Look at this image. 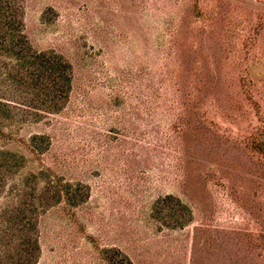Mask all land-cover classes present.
Returning a JSON list of instances; mask_svg holds the SVG:
<instances>
[{"label": "rangeland", "instance_id": "rangeland-1", "mask_svg": "<svg viewBox=\"0 0 264 264\" xmlns=\"http://www.w3.org/2000/svg\"><path fill=\"white\" fill-rule=\"evenodd\" d=\"M21 6L30 46L72 78L62 108L3 127L0 148L22 158L0 209L31 173L85 191L38 213L34 264H106L108 247L131 264H264V0ZM165 194L190 209L184 226L155 218Z\"/></svg>", "mask_w": 264, "mask_h": 264}, {"label": "trees", "instance_id": "trees-1", "mask_svg": "<svg viewBox=\"0 0 264 264\" xmlns=\"http://www.w3.org/2000/svg\"><path fill=\"white\" fill-rule=\"evenodd\" d=\"M22 29L21 0H0V140L7 135L3 131L6 122L18 113L24 120L62 108L71 86L70 64L52 50L33 49ZM43 142L42 136L34 134L27 146L32 152H41ZM254 144L264 154V143ZM21 158L0 148V192L16 174ZM36 177L31 173L13 184L0 209V264H34L39 254L35 230L38 213L60 201L74 206L85 199L79 184L45 175L37 187ZM152 212L168 228H180L191 219L188 206L172 194L156 197ZM101 256L106 264H131L113 247L102 248Z\"/></svg>", "mask_w": 264, "mask_h": 264}]
</instances>
